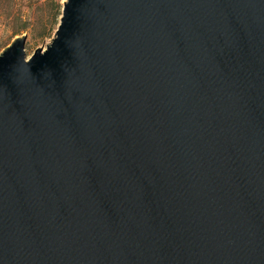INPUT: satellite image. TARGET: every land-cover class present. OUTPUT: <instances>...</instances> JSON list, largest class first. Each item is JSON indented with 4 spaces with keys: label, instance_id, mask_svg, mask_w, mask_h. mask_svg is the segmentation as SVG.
<instances>
[{
    "label": "water",
    "instance_id": "water-1",
    "mask_svg": "<svg viewBox=\"0 0 264 264\" xmlns=\"http://www.w3.org/2000/svg\"><path fill=\"white\" fill-rule=\"evenodd\" d=\"M0 51V264H264V0H63Z\"/></svg>",
    "mask_w": 264,
    "mask_h": 264
},
{
    "label": "rangeland",
    "instance_id": "rangeland-1",
    "mask_svg": "<svg viewBox=\"0 0 264 264\" xmlns=\"http://www.w3.org/2000/svg\"><path fill=\"white\" fill-rule=\"evenodd\" d=\"M53 1L54 0H15V8L18 9L21 16L23 15L26 19H30L29 22L33 23L28 30L22 33L25 34L23 46L25 56L30 55L37 47L43 48L53 36L54 30L45 35L41 28L50 11L49 4H52ZM62 1L63 0H59V3L61 4ZM9 33L10 28L0 19V51L11 42L13 37L17 36L9 37Z\"/></svg>",
    "mask_w": 264,
    "mask_h": 264
},
{
    "label": "trees",
    "instance_id": "trees-1",
    "mask_svg": "<svg viewBox=\"0 0 264 264\" xmlns=\"http://www.w3.org/2000/svg\"><path fill=\"white\" fill-rule=\"evenodd\" d=\"M15 0H0V19L3 20L10 28L9 37L22 34L28 30L33 23H30L26 17L21 16L18 9H16ZM61 4L59 0H54L52 4H49V12L45 20L44 25L41 26L42 32L46 35L53 31L58 22L60 15Z\"/></svg>",
    "mask_w": 264,
    "mask_h": 264
}]
</instances>
